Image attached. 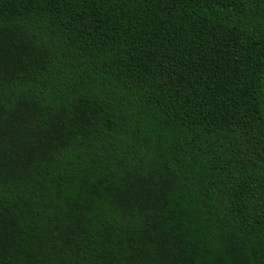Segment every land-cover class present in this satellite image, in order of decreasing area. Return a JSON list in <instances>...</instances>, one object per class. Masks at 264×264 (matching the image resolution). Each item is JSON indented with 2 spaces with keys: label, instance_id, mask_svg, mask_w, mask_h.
I'll return each instance as SVG.
<instances>
[{
  "label": "trees",
  "instance_id": "16d2710c",
  "mask_svg": "<svg viewBox=\"0 0 264 264\" xmlns=\"http://www.w3.org/2000/svg\"><path fill=\"white\" fill-rule=\"evenodd\" d=\"M0 264H264V0H0Z\"/></svg>",
  "mask_w": 264,
  "mask_h": 264
}]
</instances>
